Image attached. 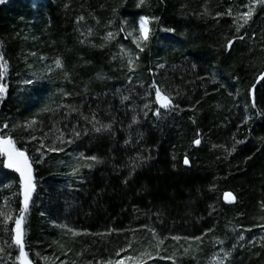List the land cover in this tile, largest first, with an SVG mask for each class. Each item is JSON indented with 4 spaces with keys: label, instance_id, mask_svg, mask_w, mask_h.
I'll return each mask as SVG.
<instances>
[{
    "label": "trees",
    "instance_id": "16d2710c",
    "mask_svg": "<svg viewBox=\"0 0 264 264\" xmlns=\"http://www.w3.org/2000/svg\"><path fill=\"white\" fill-rule=\"evenodd\" d=\"M14 1L0 0V54L7 62L6 69H0V85L6 88L0 97V115L6 109L3 118L8 121L14 112L7 78L15 63L11 61L13 45L20 39L11 27ZM67 1L70 6L66 8L47 1L48 20L39 42L45 45L46 41L48 46L52 39L53 50L62 55L69 70L81 62L76 70L84 81L95 71L112 75L86 89L81 87L77 101L82 113L110 128L94 132L86 122L78 123L81 119L76 112L66 119L82 129H77L81 136L75 147L93 149L98 155L78 189L72 190L78 202L77 217L84 218L75 224L81 234L78 243L98 244L112 235L123 237L129 230L142 233L148 226L161 237L169 231L211 233L221 230L229 215L245 219L264 213V45L256 20L237 32L228 15H215V10L224 11L233 0H153L150 11L177 37L169 42L175 46L162 50L163 44L150 40L139 51L132 75L126 77L122 70L108 67L107 48L90 49L76 41L72 8L82 9L85 18L92 15L86 25L96 29L95 20L105 21L109 16L122 38L121 20L133 19L138 12L148 14L145 6L133 8V0ZM203 4L205 14L199 17L197 11ZM156 86L171 99L168 108L157 101ZM4 125L0 119V130ZM34 126L42 130L46 124L40 121ZM19 132L9 136L32 167L35 187L23 221V245L34 264L29 239L36 231L32 228L38 218L36 210L53 199L49 188L53 164L50 159L41 166L34 162L31 143ZM196 140L200 143L195 144ZM4 169L7 174L11 171ZM8 191H0V207L7 204L13 217L3 222L0 216V243L5 245L12 244L14 219L23 207L19 195ZM226 193L235 199L226 200ZM12 247L18 261L19 248ZM238 260L264 264V246L245 250Z\"/></svg>",
    "mask_w": 264,
    "mask_h": 264
},
{
    "label": "rangeland",
    "instance_id": "374dc122",
    "mask_svg": "<svg viewBox=\"0 0 264 264\" xmlns=\"http://www.w3.org/2000/svg\"><path fill=\"white\" fill-rule=\"evenodd\" d=\"M47 1L53 0L13 2L11 11L14 17L11 27L17 39H20L13 45L11 61L15 63L10 67L12 71L7 81L11 87L9 101L13 105L11 110L14 114L11 113L10 121L3 118L6 109H2L3 113L1 112L0 115L2 122L8 125L7 128L0 130V134L8 138L11 133L24 132L26 139L31 143L29 144L31 159L40 166L46 159H50L53 164L49 167L51 169L53 166L51 169L53 174L49 180L53 199L36 210L39 212L38 218L37 222L35 221L36 225L32 226L36 231L29 239L30 255L34 264H118L120 261H123V264H241L238 259L243 256L245 250L251 252L264 246V213L259 212L245 219L235 214L229 215L223 221L221 230L211 233L200 231V234H192L190 230L184 233L169 231L161 237L157 235L160 233H157L153 226H148L152 231L147 227L142 233L129 230L127 235H122L123 237L112 235L110 239L99 241L98 244H93L91 241V244L82 241L83 244L78 243L81 234L75 224L78 219L82 222L84 218L77 217L78 212L75 210L78 202L74 200L72 190L78 189L82 179L86 177L87 170L97 163L89 158L98 155L93 149L78 150L75 147L77 142L75 140H79L82 129L74 125L77 122L66 119L70 113L76 112L81 119L78 123L86 122L93 127L94 132H98L96 129L104 126L100 119L82 113L77 101L80 99L78 95L81 87L86 89L93 82L107 80L111 73L105 69L103 70L107 72L102 74L95 71L84 81L82 79L85 77L77 75L76 70L81 66V62L75 65L73 70H69L62 55L53 50L52 39L47 41L50 43L48 46L44 40L45 45L39 42L48 20ZM54 1L62 3L64 8L70 6L67 0ZM152 2L154 3L153 0H144L141 4L140 0H133V8L139 9L145 6L148 14L138 12L133 19L123 18L120 26L125 31V35L122 38L115 32L117 23L113 19L110 20L109 16L105 21L95 20L96 29L91 24L86 25L92 15L85 18L82 9L72 8V11L76 12L72 25L77 34L76 41H82L81 43L89 46L90 49L94 46L107 48L108 59L111 61L108 62V67L115 72L122 70L124 74L126 73V77H130L140 49H144L145 44L150 40L154 42L156 39L159 46L163 44L162 50L169 48L171 50L175 46L174 43L169 42L177 37L175 38L168 27L160 22L158 16L150 11ZM249 8L254 10L245 24L244 20L238 17H242ZM199 9L197 15L202 17L205 14V4L199 6ZM223 9L224 11L215 10V15L220 16L223 13L228 15L231 21L229 24H232L237 32H242V28L251 20H256L254 25L258 29L260 43L264 45V3H257L255 0H233ZM230 10L231 15H229ZM141 16L150 18L151 23L148 27L151 31L148 41L141 42L138 48L135 39L139 35ZM81 17L83 19H80ZM241 24L243 27L237 30ZM109 32L113 34V38L105 39ZM129 33L132 35L129 36ZM162 53L160 51V54ZM81 55L77 54L78 60H83ZM130 58L133 61L131 65ZM58 59L62 67L56 66L55 62ZM19 111L21 112L16 115ZM32 121H35L34 125L44 121L46 126L42 130L34 125L28 127ZM79 128L80 130H77ZM34 134L39 138L36 139ZM7 164V157L0 155V191L7 189L12 194L15 191L24 204L20 172L10 168L11 171L7 170L8 174L4 173L3 169ZM0 208L1 211L11 213V209L5 203ZM73 233L77 234L73 235ZM9 244L11 243L7 245L0 243V247L4 248V251L0 252V264H32L28 255L15 261L13 247H8Z\"/></svg>",
    "mask_w": 264,
    "mask_h": 264
},
{
    "label": "snow or ice",
    "instance_id": "6c2138e0",
    "mask_svg": "<svg viewBox=\"0 0 264 264\" xmlns=\"http://www.w3.org/2000/svg\"><path fill=\"white\" fill-rule=\"evenodd\" d=\"M140 2L142 4L144 0H140ZM255 2L264 3V0H255ZM253 10H254L253 8H249V11L244 13L242 17H238V19H243L244 23L246 24L248 22V19L251 18ZM229 15H231V10L229 11ZM80 19H83V17H81ZM150 23H151V20L149 17H145V16L140 17L139 29H138L139 35L135 39V42L138 48L140 47L141 42H147L149 39L151 30L149 29L148 25ZM240 27H243V25L242 24L239 25L237 30H239ZM128 35L131 36L132 33H129ZM111 38H113V34L109 32L107 36L105 37V39H111ZM241 39H243V37H241ZM231 43L232 41H229V47L231 46ZM140 50L143 51L142 48ZM0 61H3L2 54H0ZM55 63L57 67H62V63L59 59L56 60ZM132 63L133 61L130 58L129 64L131 65ZM6 66H7L6 61H3L2 63H0V69H6ZM0 76H2V73H0ZM28 83H31V81H28ZM5 91H6L5 86L0 85V97L3 96ZM155 91H156V98H157V101L160 103V106L162 108H168L171 105V99L167 95H164L162 93V90L160 87L156 86ZM125 99H127V97H125ZM155 114L159 115V109L157 110ZM33 123H35V121H32L31 123H29L28 127H31ZM7 127L8 125L5 124L4 128H7ZM103 127L104 129H108L111 126L105 125ZM96 131L99 132L101 131V129L97 128ZM194 143L199 144L200 141L196 140L194 141ZM237 143H239V141ZM0 155H4L7 157L8 159L7 167L15 168L18 172H20V175H21V182H22L23 195H24V204H23V207L20 209L18 215L14 219L15 228L12 231L15 233V235L12 238V244H9L8 247L17 246L19 248V256L17 257V259H20L22 257L26 258L27 254L24 251V245H23V236L25 234L24 229H23V221L26 219V213L28 210V201L30 200L31 193L35 187L33 183V178H32L31 163L26 153L16 148L15 143L12 140V138L11 137L5 138L3 134H0ZM89 159L93 161H97V157L95 156L90 157ZM184 164L185 165L189 164V161L187 158L184 159ZM225 199L231 201V200H234L235 198L232 196L231 193H226ZM0 216L3 217L5 222L13 219V217L8 212H5V211H0ZM76 234L77 233H73V235H76ZM2 251H4V248L0 247V252ZM117 255H119V253ZM118 264H123V261L118 262Z\"/></svg>",
    "mask_w": 264,
    "mask_h": 264
}]
</instances>
